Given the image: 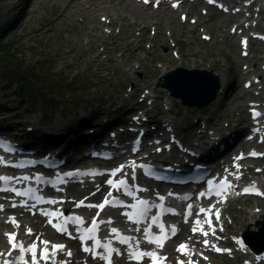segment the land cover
<instances>
[{
	"label": "rangeland",
	"instance_id": "rangeland-1",
	"mask_svg": "<svg viewBox=\"0 0 264 264\" xmlns=\"http://www.w3.org/2000/svg\"><path fill=\"white\" fill-rule=\"evenodd\" d=\"M63 1L69 2V0H0V40L14 41V50L19 51L17 55L12 53V50L1 55L0 69L13 70L8 72L12 74L9 78L14 79L22 77L15 72L16 68L21 66L29 68V72H36L31 86L33 92L45 93L49 97L45 103L40 100L42 104L23 99L24 104L20 110L26 108L27 111L22 113L21 118L31 119L29 123L35 127L40 123L39 105H43L42 110L46 119L51 121L56 117L64 119L65 123L61 124L63 122L61 120L58 122L57 125L60 126L70 125L77 119L88 116L90 112L107 113L111 112L114 106L123 109L118 95L127 97V93L134 88L143 87L144 82L154 86L162 68L165 65L169 67L176 64V61L170 63L174 61L172 57L177 58L171 56L173 48L177 49V55L185 53L189 58L198 60L204 58L209 62L210 59H214L220 65L218 69L220 72L226 65L230 68L237 66L235 51L229 40L222 43H207L194 35L190 36L191 34H187L184 28L185 25L179 24L180 21L175 14L172 15L173 18L160 11H156L155 14H140L137 9L128 6L114 8L120 12L119 14H115L111 8H103L104 10L98 11L97 15L95 11L86 12L82 18L83 15L64 8L66 4ZM14 3L16 7L6 11ZM103 12L115 21L111 34L113 37L108 36L109 28L103 26L105 24L99 20L101 15L105 16ZM113 15H118L120 19ZM222 17L211 12L207 25L212 27V32L219 34L223 31L224 26L216 29V23ZM150 18V23L145 24ZM228 20L230 22L232 19ZM153 24L156 25L155 33L150 32ZM119 26L122 27L121 32L118 31ZM167 26L172 31L171 38L164 36L163 29L167 31ZM101 40L119 44L116 54L103 53L98 48V42ZM129 42L131 47L127 48ZM138 45L141 48H136ZM166 56L167 58H164ZM40 66L41 75L38 76L36 70ZM5 71L3 75H6ZM233 74L236 75L235 71ZM70 78H75L76 81ZM5 83L6 81L0 78V93L19 92L24 95L20 88L22 85L27 87L26 82L21 86L15 83L4 89L5 86L1 85ZM68 88L71 90H67ZM156 91L166 94L159 89ZM30 96L28 93L25 98ZM13 102L16 103L17 99ZM130 106L132 103L126 105ZM2 111L0 108V113ZM68 112H74L69 121ZM54 133L51 132L50 135H57Z\"/></svg>",
	"mask_w": 264,
	"mask_h": 264
},
{
	"label": "snow or ice",
	"instance_id": "snow-or-ice-1",
	"mask_svg": "<svg viewBox=\"0 0 264 264\" xmlns=\"http://www.w3.org/2000/svg\"><path fill=\"white\" fill-rule=\"evenodd\" d=\"M145 2H147V0H145ZM245 46H246V42ZM254 115H259L258 113H253ZM2 143V142H0ZM159 151V149H158ZM252 155H257L256 153H252ZM242 159V157H239ZM0 163H4V161L2 159H0ZM22 166V165H19ZM133 167H135V162H133ZM238 167V166H237ZM123 170V166H121L120 168L113 170L111 172V176L112 177H116L117 174L119 172H121ZM87 175H99L100 173H86ZM68 176H72V175H79V173H68ZM239 178V177H237ZM15 179L14 177L11 176H0V182H3L5 184V187L0 188V191H11L14 192L15 195L17 196H24L27 195V193L21 192L15 188H9L7 187V185L13 180ZM24 180H28L29 177L25 176L23 178ZM39 179V178H37ZM108 183V185L112 188H114L117 191H123L125 195L128 196H132V192L128 190V181L125 179H120V180H114V179H109L106 181ZM209 190H212V186H213V181H209ZM228 187H231V185L229 184L227 178H225L223 181L220 182V190L216 191V195L220 196L223 195V192L226 191V189ZM245 193H249V192H254L257 195H264V193L259 192L258 190H256L254 187L249 189V188H245L244 189ZM109 195H111V192L109 193ZM204 193H201V196H203ZM38 199H43L42 197H38ZM161 200L164 199V197H160ZM46 203L49 204H55L57 203L56 201L53 200H47L45 201ZM119 201H117L115 198H113L112 200H109L107 197L104 199V201L99 204V205H87L88 207H96L99 208L101 211H103V209L105 208V206L108 205H113L115 206L116 204H118ZM147 202L144 200H137V202L135 204H131L129 205V207H131L132 209H134V211H132L131 213H125L124 215L127 217V219L129 221H132L134 223H139L140 222V218H142L146 212H147V207H146ZM77 206H84L83 205V201H81ZM2 205H0V210H2ZM13 207H15V205H13ZM161 207H163V205H161ZM189 207V215H192L191 212V205L188 206ZM169 211H171V209H169ZM199 213L204 215V220L203 222L199 219H197L195 221V226L192 228V232L195 234L197 232H199L201 235H203L204 237H207L210 233L212 235L215 234V228L212 225V215H215L217 219H219V212H212V208H200L199 209ZM42 215L46 216V217H51V219L48 220L49 224H52V226L54 228H56L57 231L61 232V233H65L68 230V224L72 223L77 225V230L79 231L80 226H83L85 221L83 220L82 217H75V216H64V214L62 212H42ZM98 215V214H97ZM10 222L16 226L19 227L18 222L15 220L14 217L9 218ZM54 220H62L63 223H53ZM159 220V217L154 216L152 223L156 224L157 221ZM204 224H207L208 226V230H205L204 228ZM99 227V223L98 221L94 218L91 222V226L86 228L83 232V234L80 236L81 241H87V240H91L93 241L94 246L92 248L89 247H84L83 250L85 252H92L93 256H99L101 259H103L106 264H113V259H112V254L113 252H115L117 255H119V252L116 249H113L111 247V242L109 241L108 243L102 244L101 241L99 239L96 238V232L98 230ZM176 232V228L175 226H172L171 228V233L172 235H174ZM111 233L114 234L115 236L119 237V242L122 244H129V241L131 238L129 237H125L119 234L118 230L116 228H112L111 229ZM27 235H31L32 234V230L31 229H27L26 231ZM8 238V243L10 245V249L9 251H7L6 253H0V256L4 257L3 259V264H41V262H43V264H49L50 261H54L55 257L57 256V254L61 251H63L65 249L64 245H56L53 244L51 245V250L49 249V241L46 240H39V243H37V241H33L30 245L25 246L22 242H19L16 239V234L15 233H6L5 234ZM144 236L145 239L147 240V242L149 244H153L156 246V248H163L164 243L169 239V235L167 230L165 229L163 224H159V234H153L151 232V229H145L144 230ZM237 243L242 245L241 241H237ZM204 244L205 246H208L209 242L207 239L204 240ZM42 245V247H41ZM215 247V246H213ZM96 248H103L104 249V253H96L95 249ZM18 251L19 252V256L17 258V260H12L10 259L13 255L14 252ZM177 251L180 252L182 255L184 256H189L191 255L188 246L186 244H181L179 245V247L177 248ZM216 251H229L227 249H219L216 248ZM39 253V254H38ZM67 255L70 257L72 255L71 251H68ZM26 256H28L29 258L26 259ZM145 257H148L151 259V264H164V261L166 260V257H160L158 252H144V251H140L139 250V245L137 243L136 248L132 249L129 253H128V259L130 260H134L136 262H140L142 260L145 259ZM178 264H185L184 261H179ZM187 264H192V261L189 260L187 262Z\"/></svg>",
	"mask_w": 264,
	"mask_h": 264
},
{
	"label": "bare ground",
	"instance_id": "bare-ground-1",
	"mask_svg": "<svg viewBox=\"0 0 264 264\" xmlns=\"http://www.w3.org/2000/svg\"><path fill=\"white\" fill-rule=\"evenodd\" d=\"M109 1H113V0H109ZM115 3L112 4V5H116V4H123V5H127V3L123 0H114ZM102 0H80V5L78 4V1H75L72 0L71 2H67V1H63L64 4H66V6H64V8H67L69 10H72V12H77L79 14H81V16L83 15L84 16V13L86 12H94L96 9H102V7L104 6L103 4H101ZM103 3V2H102ZM15 5H10L7 9H11V8H14ZM85 17V16H84ZM83 18V17H82ZM182 57V56H180ZM182 61V60H181ZM192 64V65H191ZM190 66H198L199 64H197V62L195 60H193L191 63H189ZM207 66L209 64H206ZM205 65V66H206ZM189 81H195V80H191V79H186V78H181V75L180 73H178V71L176 72L175 74V78L174 79H171L170 83L173 84L175 86V88L177 90H182V89H186L187 86H189ZM196 83V81H195ZM228 82H226L227 84ZM197 84V83H196ZM223 88V83L221 84V89ZM221 91V90H220ZM0 95H4L2 93H0ZM193 95H191L190 93H186V94H183V97L184 98H191ZM218 99V98H217ZM216 99V100H217ZM114 120V118H113ZM167 121V124H171L175 127V129H177L178 127V121L176 119H173V118H167L165 119ZM79 133V132H78ZM31 143V142H30ZM199 143V141L197 140L193 145L194 146H197ZM33 144V143H32ZM53 144H56V148H57V145H59V147L61 148V144H59V142H53ZM38 145V144H37ZM203 151H205V148H202ZM60 153H61V149H59ZM45 154V153H43ZM42 154V155H43ZM236 229H241L242 228V223H240L239 221H237L236 225H235ZM264 240V238H263ZM0 243H2V239L0 238ZM261 242H258V244L260 245Z\"/></svg>",
	"mask_w": 264,
	"mask_h": 264
},
{
	"label": "water",
	"instance_id": "water-1",
	"mask_svg": "<svg viewBox=\"0 0 264 264\" xmlns=\"http://www.w3.org/2000/svg\"><path fill=\"white\" fill-rule=\"evenodd\" d=\"M179 71L182 72L181 76H183V78L193 80L192 77H188V76H186V73H187L186 70H184V69H180ZM192 73L194 74V76L197 74V72H192ZM181 78H182V77H181ZM201 87H202V86L196 84L195 81H189V86H187L186 89L177 90V89H175V88L172 87V86H170V89H171L172 93L180 95V96L186 101V100H190V99H192V98H184V97H183V94L190 93L189 91H190L191 89H197V88H201Z\"/></svg>",
	"mask_w": 264,
	"mask_h": 264
}]
</instances>
